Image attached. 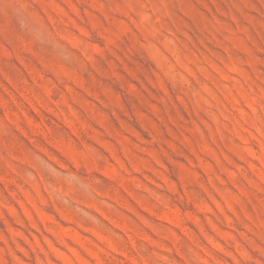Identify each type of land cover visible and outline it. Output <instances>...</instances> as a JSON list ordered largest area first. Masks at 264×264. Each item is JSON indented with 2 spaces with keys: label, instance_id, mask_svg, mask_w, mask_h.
<instances>
[{
  "label": "rangeland",
  "instance_id": "obj_1",
  "mask_svg": "<svg viewBox=\"0 0 264 264\" xmlns=\"http://www.w3.org/2000/svg\"><path fill=\"white\" fill-rule=\"evenodd\" d=\"M0 264H264V0H0Z\"/></svg>",
  "mask_w": 264,
  "mask_h": 264
}]
</instances>
